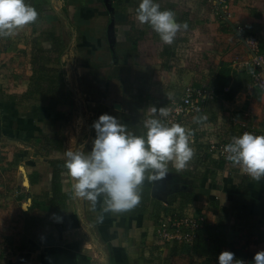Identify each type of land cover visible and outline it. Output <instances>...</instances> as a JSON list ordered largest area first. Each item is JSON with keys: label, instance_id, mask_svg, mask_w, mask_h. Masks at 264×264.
I'll list each match as a JSON object with an SVG mask.
<instances>
[{"label": "crops", "instance_id": "crops-1", "mask_svg": "<svg viewBox=\"0 0 264 264\" xmlns=\"http://www.w3.org/2000/svg\"><path fill=\"white\" fill-rule=\"evenodd\" d=\"M63 1L28 0L37 20L0 37V264H218L224 251L234 259L264 251V178L229 169L202 140L190 145L185 169L170 163L165 178L146 179L140 202L120 213L105 211L103 196L95 208L75 197L63 166L66 150L91 149L100 115L145 135V121L160 115L153 107L189 87L213 88L240 46L232 23L264 51V0H231L232 23L217 21L199 0H157L188 25L171 45L137 20L141 0ZM260 76L258 86L239 76L241 90L252 91L245 97L240 90L220 99L221 133L245 103L264 128V68ZM190 194L204 197L217 218L189 242L166 239L160 221L188 210Z\"/></svg>", "mask_w": 264, "mask_h": 264}, {"label": "clouds", "instance_id": "clouds-1", "mask_svg": "<svg viewBox=\"0 0 264 264\" xmlns=\"http://www.w3.org/2000/svg\"><path fill=\"white\" fill-rule=\"evenodd\" d=\"M37 10L28 0H0V37L14 35L34 23ZM137 20L147 24L164 44L171 45L187 23H180L172 10H161L157 0H141ZM152 112L167 116V109L153 107ZM196 120L204 117L194 118ZM145 135H136L120 120L102 114L94 121L95 138L87 153L66 150L64 168L74 181L75 197L91 202L93 208L103 196L105 211L124 212L136 206L141 199V186L146 179L159 180L169 173V164L183 170L192 160L191 132L184 126H170L153 115L144 123ZM226 159L239 166L255 181L264 178V135L244 132L225 145ZM235 254L221 252L218 264H244L234 259ZM254 264H264V251L255 254Z\"/></svg>", "mask_w": 264, "mask_h": 264}, {"label": "rangeland", "instance_id": "rangeland-1", "mask_svg": "<svg viewBox=\"0 0 264 264\" xmlns=\"http://www.w3.org/2000/svg\"><path fill=\"white\" fill-rule=\"evenodd\" d=\"M199 1L201 2L202 0H199ZM61 2L64 5L65 1L62 0ZM202 3H204L205 5H209L210 6L211 16L213 15V17L219 22L220 21H223V22L224 21L225 22L230 21L231 22V20H233L232 17H235V13H234V15H232L234 10L232 9V6H231V0H226L225 3H221V4L220 3L218 4V2L216 0H208V1L203 0ZM203 7H205V6H203ZM203 10H207V7H206V9L203 8ZM215 13H220L222 18L220 16L216 15ZM203 14L204 13H202V15ZM238 16H239V14H238ZM241 16H242V14H241ZM244 19H245V17H244ZM237 20L241 21V19H237ZM235 24H236V22H234V24L232 23V25H234L233 27L235 28V30L233 29V31H235L236 34H237L236 35L234 33L236 35V38L239 39L238 40L239 43L238 42L237 43L240 46H237L235 48V50L232 51L233 55L231 56V59H232V61L234 63L231 62L232 64L230 65L229 68L232 71H234L233 73H235L234 74L235 78H238L239 76H243L249 84L250 83L252 84V82H253V85L258 86V82L252 77V75L249 72V70H247L246 67L242 66V63L239 64V61H246V60H250L251 59V55H249V50H251V49H250V47L248 49L247 46H246V44H247L249 39H244L243 36H242L243 28H241V26L238 27ZM225 39H227V41H228V36H226ZM242 39L245 40L246 44L243 42ZM255 39H257V38H255ZM262 52H264V51H262ZM262 55L264 56L263 53H262ZM248 68L252 69L250 67H248ZM242 73L244 75H242ZM261 81H262V79H261ZM202 87H203V85H202ZM204 88L205 89H203V90H205L206 92L203 93V96L207 97V95H208V97H207L208 99L206 98V100L203 102V104H200L201 105V110L198 113L199 115H201V117L204 116V119H199V120H193L192 119L190 123H187V125H188L187 129H188V131L191 132V134L194 137V142L193 143H196L199 140H202L203 142H205L207 144L205 147H206V149L208 148V150H207L208 152L206 151V154H208V156H213L216 160L222 159V157L219 156V154H218V153L221 152L220 148H217V146L214 148L215 152L217 154L209 152V149H210L209 146L212 144V140H213V142H215V141L221 142V148H222V150H224L225 149V145H226L225 142H229V141L232 140L233 137H238V136L242 135L245 132V131H242V130L239 129V124L243 123L245 121V119H247L248 125H249V129H250L247 132H251L253 134H256L258 131L259 132L260 131L264 132V128L261 129V127H256L255 124H257V126H258V122L257 121L259 119L252 112L249 103L248 104L245 103L243 105V108L240 107V108H238L237 111H235V112H238L237 116L235 117V120H232V121L229 120L230 121L229 123L226 122V124L223 127V132L225 133V135H222L223 132L221 133V129H220V127H218L219 125H218V122L216 121L217 120V116L215 115L216 107L218 108L217 104H219L218 102L221 101L220 100L221 98H218V96H216V95H214L215 97L210 95V92H209V91H211V87L210 86L206 85V87H204ZM241 91L245 92L244 93V97H245V95L248 92H252V91H249V89H244V88ZM173 100H176V99H173ZM246 113H247V116L249 118H247ZM237 123H238V125H237ZM256 135H259V134H256ZM224 153H225V150H224ZM233 168L234 167H231L229 169L235 170ZM202 199H204V197L199 198L198 195L195 196L194 194H192V195L190 194V197H187V198L184 199L186 204L188 206H190L189 209L185 210L183 213H177L176 216H173L171 214V215H169V217H172V218L173 217L174 218H186V217L189 216V218H194L197 221L199 220L200 221V224H199L200 227L197 230V232H198L205 225V223H207V221H209V220L213 221V220H215L217 218V217L215 218L216 215L213 213L214 212L213 208L210 207V205L208 206L207 204L205 206V204H203V202H202ZM210 201H214V200L210 199ZM201 206H202V208H201ZM205 207L209 209L207 211V213L202 212L203 209H205ZM190 210H193L194 213L187 215L188 211H190ZM184 215H187V216H184ZM224 217L226 219H225V221H223L224 226H222V227L225 228L224 229V231H225L224 232V236L227 238L228 235H229V232H230L229 230L230 229L229 230H226V229L231 224V220H230V216H228V217L224 216ZM197 232H196V234H197ZM184 242H186V241H184ZM248 259H250V263L251 264H254V260L253 259H251V258H248Z\"/></svg>", "mask_w": 264, "mask_h": 264}, {"label": "built area", "instance_id": "built-area-1", "mask_svg": "<svg viewBox=\"0 0 264 264\" xmlns=\"http://www.w3.org/2000/svg\"><path fill=\"white\" fill-rule=\"evenodd\" d=\"M216 1L218 2V4L226 2V0H216ZM215 14L221 17L220 13H215ZM242 36L244 39H249L247 44L245 43L244 39L242 40L246 44L247 48L249 49L250 47L251 49L249 50V55H251V59L246 61H239V64L242 63V66L246 67L247 70H249V72L251 73L252 77L259 83L261 78L260 71L263 70L264 68V56L262 55L263 52L260 47V42L258 39H252L247 37L244 30L242 32ZM248 67L252 69H249ZM203 89L205 88L189 87L186 89V93L181 99L171 100L165 108L167 109V113H168L167 116L159 115V119L162 121V123H165L168 126H170L173 123H178L184 126L186 130H188L187 123H190L192 119L196 120L194 118H197V115L201 110L200 104H203V102L208 97V95L207 97L203 96V93L206 92ZM209 92L210 95L214 96L212 91ZM247 118L249 117L247 116ZM239 129L245 132L250 130L247 119H245L243 123L239 124ZM193 142H194V137L191 134L190 145ZM230 142L231 141L225 142V144L227 145ZM216 146L217 148H220L221 152L218 154L219 156L222 157V160L225 161L228 168L239 167L237 165H233L230 161L226 159L228 154L226 152L224 153V150H222L221 142L218 141L213 142L212 140V144L209 146L210 148L209 152L217 154L214 149ZM199 224H200L199 220L197 221L194 218H189V216L186 218L166 217L160 221V231H162V235L166 239H174L181 243H184V241L189 242L195 237V234L200 227ZM239 260H242L244 264H251L250 259L248 258H242Z\"/></svg>", "mask_w": 264, "mask_h": 264}, {"label": "trees", "instance_id": "trees-1", "mask_svg": "<svg viewBox=\"0 0 264 264\" xmlns=\"http://www.w3.org/2000/svg\"><path fill=\"white\" fill-rule=\"evenodd\" d=\"M50 61L51 59L47 60V62ZM231 82H233L232 86L228 90H226L227 85ZM241 86L242 84L240 78H235L234 74L231 73L230 69L222 67L214 81L213 88H211V91L214 95L218 96V98H221L223 100H233L234 97L241 90ZM185 93L186 90L184 92V95Z\"/></svg>", "mask_w": 264, "mask_h": 264}]
</instances>
